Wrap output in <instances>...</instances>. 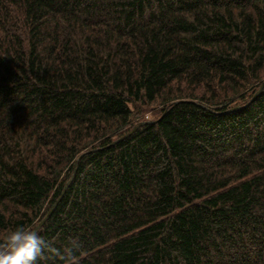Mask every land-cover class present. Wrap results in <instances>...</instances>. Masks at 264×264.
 Listing matches in <instances>:
<instances>
[{"label":"trees","instance_id":"trees-1","mask_svg":"<svg viewBox=\"0 0 264 264\" xmlns=\"http://www.w3.org/2000/svg\"><path fill=\"white\" fill-rule=\"evenodd\" d=\"M263 82L264 0H0V238L264 264Z\"/></svg>","mask_w":264,"mask_h":264},{"label":"clouds","instance_id":"clouds-1","mask_svg":"<svg viewBox=\"0 0 264 264\" xmlns=\"http://www.w3.org/2000/svg\"><path fill=\"white\" fill-rule=\"evenodd\" d=\"M81 245L71 239L61 250L47 242L37 231L17 225L0 238V264H40L43 260H60L71 264Z\"/></svg>","mask_w":264,"mask_h":264},{"label":"rangeland","instance_id":"rangeland-1","mask_svg":"<svg viewBox=\"0 0 264 264\" xmlns=\"http://www.w3.org/2000/svg\"><path fill=\"white\" fill-rule=\"evenodd\" d=\"M160 111V107H154V108H150V109H147L146 111L143 112V115H142V119L141 123H145V122H153L156 120V116L158 115Z\"/></svg>","mask_w":264,"mask_h":264},{"label":"water","instance_id":"water-1","mask_svg":"<svg viewBox=\"0 0 264 264\" xmlns=\"http://www.w3.org/2000/svg\"><path fill=\"white\" fill-rule=\"evenodd\" d=\"M264 88V82L262 83V85L260 86L259 90L257 91L256 95L260 94V92L263 90ZM239 108V107H237ZM139 126V125H138ZM138 126H136L133 130H135ZM73 176L71 177V179L67 182L65 188L70 184L71 180H72ZM50 214V212H48V214L45 216V218L36 226V228L34 229L35 231H38L40 229V227L43 225V223L45 222V220L47 219V216Z\"/></svg>","mask_w":264,"mask_h":264}]
</instances>
